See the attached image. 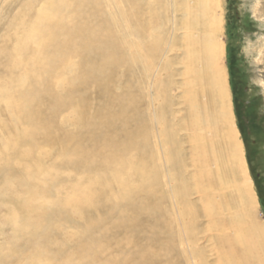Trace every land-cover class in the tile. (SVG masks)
<instances>
[{
    "label": "bare ground",
    "instance_id": "obj_1",
    "mask_svg": "<svg viewBox=\"0 0 264 264\" xmlns=\"http://www.w3.org/2000/svg\"><path fill=\"white\" fill-rule=\"evenodd\" d=\"M21 1L0 44V236L11 230L0 244V264H204L201 238L218 264H264V225L242 149L230 152L231 129L221 134L224 143L219 136L233 120L219 75L220 0H170L171 43L161 57L186 45L177 75L191 68L183 86L200 92L183 96V129L211 134V151H202L193 172L205 206L194 213L199 235L184 219L188 193L178 198L180 207L174 193L175 163L164 147L174 151L176 133L164 122L167 103L160 104L157 90L151 95L147 76L138 82L119 30L128 6L139 37L152 40L142 49L159 57L155 26L162 16L152 0H6V10ZM261 1H253L254 16ZM250 51L263 62L264 37ZM161 158L181 233L164 205L167 182L155 163Z\"/></svg>",
    "mask_w": 264,
    "mask_h": 264
},
{
    "label": "rangeland",
    "instance_id": "obj_2",
    "mask_svg": "<svg viewBox=\"0 0 264 264\" xmlns=\"http://www.w3.org/2000/svg\"><path fill=\"white\" fill-rule=\"evenodd\" d=\"M186 1L188 3L189 0H185L184 2ZM253 1L254 0H220L221 4L217 11V14L219 16H222L223 18V24L221 28L222 30L221 34L219 35V40L224 45V55L220 59V82L223 81L222 86H227V96L225 92L226 89L225 91L223 90V103L225 102L227 103V106H230L233 117L231 124L229 123V125H221L219 127V136L221 137V142L226 141L227 139L223 140L224 135L221 134H225V129H231L232 134H230V142H228L230 152L238 154L240 153L239 149H242L248 176L252 180V188L254 189L257 197L258 219L261 220L262 224L264 225V87L262 86L259 77L262 76V78L264 79V58L262 59L263 62L257 64L255 60L259 57L255 53H252L250 51V47H252L253 50H258L261 39L264 37V0L261 1V4L259 6L260 14L257 16H254L255 14L252 10ZM152 2L154 3V8L156 7L155 9H157V11H159L162 16L161 21H159L155 26L158 30V33L160 34L159 50L161 52L159 57L155 58L152 56V54L150 55L149 53H147L148 48H146L145 50L142 49V46L140 44L142 41L144 42L143 44L147 47L152 40L149 39V37L148 39L147 37H139V31L137 30L136 24L134 23L133 17L131 15V10L128 6H125V10L123 7V3H121V6L123 8H121L122 14L119 23V30L124 35L126 32V52L134 60L133 62L135 63V74H138V82H142V76H145V78L148 77L147 86L153 84L154 91H150L151 95H153V92L157 90L156 92H158V96H160V104L167 103L168 108L162 109L164 122H166L165 125L169 132L172 133V131H174L177 136H174L176 139V147L174 151H172L173 148L171 147V144H165L166 147L168 146L167 149H170H168V151L166 147H164L167 153V157L171 156V160L175 163L176 169H174L173 173L175 182H173V186L177 185L176 187H174V189H177L174 193L176 194L178 205V198L180 200V198L186 197L185 195L186 193H188V206L187 208L185 207L186 216L184 217V219L187 218L188 222L193 220V223H190L191 228L194 229V231H196V233L199 235L200 229L198 226L201 223V219L198 217L195 218L194 213L195 211L199 212L205 206L201 205L202 203H199V197H197L199 196V194L197 193V187L199 188V185H201L202 183L199 182L200 180H198V177L194 178L193 174H196L197 172L199 173L200 171L199 169H197L196 162L204 157V153H209L211 151L209 149L212 142L211 134L210 131L208 132V130H206L207 132H201L200 130H198V128H196L194 131L186 128L183 129L182 123L185 117V110H183L185 107V98L183 96L185 94L188 96L192 92L199 93L200 91L198 92L197 86L194 87L195 89L187 88L186 84L183 86L184 82L189 84V81L191 80V78H189L191 68H186L189 72L188 75H177V69L180 71L184 70V67L182 65L184 56H180V58L178 59L177 55L183 54L186 45L182 46V50L177 49V47H172L171 51L166 54L167 56L164 55L165 60H162L161 57L164 54V50H166L171 43V1L152 0ZM21 3H23V1L17 2L12 8L6 10V0H0V19L3 18V16L1 17V14L3 12H6L2 22H0V44L3 43V39H5L7 31H9L10 29L8 27H10L12 19L17 16L18 10L21 7ZM185 17L186 16H184V19ZM158 33L154 35H157L158 37ZM141 51L145 54V57H141ZM139 59H142V61ZM142 65L144 66V69H142ZM224 80L226 84L224 83ZM175 89L176 93H181L179 94V97L181 96V98L178 97V100L180 101L178 103L177 101L174 102L173 90ZM201 99L203 102L204 99ZM162 106L165 107L164 105ZM181 110L183 113L181 112ZM147 113L149 115H147L148 118L150 117V114L152 116V109L149 111L147 110ZM148 118L147 120L150 127L149 135L152 139V128ZM159 127H161V124ZM233 128H235V131H237V133L234 132ZM201 136L203 137V139ZM193 139H196L195 142ZM153 142L154 141L151 140L150 149L155 153L159 152L160 156L162 150L160 148L161 146L157 141L156 148ZM192 146H195L196 150ZM196 147L199 149H197ZM202 151L205 152L203 153ZM161 159V162H159V160H156L155 163L163 165V171L161 172V175L163 174V176H161V181H163L164 177V184L165 182H167L164 185V193L166 195L164 202L167 203H165L164 205H166V208H168V210L170 211L169 218H171V220H174V223L176 224V220L178 217L176 211L174 210V200L172 198V193L170 190L172 189V186H170L167 181L169 167L168 165H166L165 160ZM239 164L240 163H237V166H239ZM182 210L183 209H181V211ZM195 222L197 223L195 224ZM206 222H204V225L202 227L207 230V234H210L211 230ZM175 226L177 227V224ZM175 229L176 233H181L180 228L177 227ZM4 233V236H0V244H5L7 242L8 236L11 235V230L7 229ZM212 233L213 232H211V234ZM201 239L199 242L201 245L200 252L203 253L207 258V261L204 262V264H218L217 256L214 252H212L211 249L212 245L205 242L204 240L201 241ZM20 264H28V262Z\"/></svg>",
    "mask_w": 264,
    "mask_h": 264
}]
</instances>
